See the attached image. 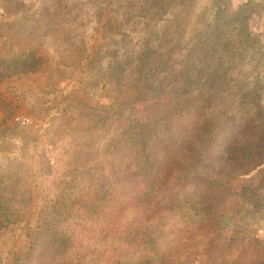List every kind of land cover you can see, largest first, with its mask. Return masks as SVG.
Listing matches in <instances>:
<instances>
[{
  "label": "rangeland",
  "instance_id": "374dc122",
  "mask_svg": "<svg viewBox=\"0 0 264 264\" xmlns=\"http://www.w3.org/2000/svg\"><path fill=\"white\" fill-rule=\"evenodd\" d=\"M258 114L264 0H0V264H264Z\"/></svg>",
  "mask_w": 264,
  "mask_h": 264
},
{
  "label": "trees",
  "instance_id": "16d2710c",
  "mask_svg": "<svg viewBox=\"0 0 264 264\" xmlns=\"http://www.w3.org/2000/svg\"><path fill=\"white\" fill-rule=\"evenodd\" d=\"M25 54L32 56L33 59H35V55L33 52L28 53V54L25 53ZM166 54L169 55L168 53ZM38 59L33 60L32 64L28 65V67L30 69H33ZM252 121L249 120L248 123L247 122L240 123L239 128L238 130H236V132H231V134L229 132L227 133V136L225 137V140L223 141V143L220 145H217L215 149L212 151L213 162L215 161V158L228 157L232 153L234 148L238 146L237 143H239V156L248 158L253 153L260 160L262 152H264V117H261L258 114V115H255V118L254 117L252 118ZM205 126H206L205 115L202 112L196 114L195 122L191 127L193 131H196L199 133V136L201 138H202L201 133H203V131L206 130ZM238 135H239V140H238ZM257 162L258 161H256V163ZM177 164L178 163H176L175 166H177ZM259 164L257 163V165ZM175 166H174V163L169 164L168 166H161L155 175L148 176L143 186V189H145L143 194L148 196L149 193H152L158 190V188L162 186L161 184L173 174ZM200 181L203 182L204 180L200 179ZM240 191H241V196L245 198V200L251 199V198L253 199L258 196V188L256 185L243 186L241 187ZM214 204H215V201L210 200L206 205L202 206V209L207 208V207L208 209L210 207L212 208L214 207ZM207 214L208 213H203V215H207ZM212 220H216L218 222L217 223L218 226L214 231L215 234L212 236L213 239H215V237L217 236L219 241L223 240L224 247H229L231 245H234L237 242L235 239H239V245H238L239 251L242 252L246 248L245 244L241 242L242 240L244 241L243 239L245 238L244 234L240 232L238 234L234 230H230V231L227 230V223L229 222H226V221H229V219H227V216L225 214H220L214 217L212 215ZM233 242L235 243L233 244ZM221 247L224 248L223 246ZM164 259L165 258L162 259L161 264H163ZM145 264H149V263L145 262Z\"/></svg>",
  "mask_w": 264,
  "mask_h": 264
}]
</instances>
